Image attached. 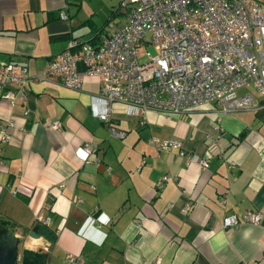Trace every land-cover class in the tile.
I'll return each mask as SVG.
<instances>
[{
    "label": "crops",
    "instance_id": "crops-1",
    "mask_svg": "<svg viewBox=\"0 0 264 264\" xmlns=\"http://www.w3.org/2000/svg\"><path fill=\"white\" fill-rule=\"evenodd\" d=\"M101 28L78 0H0V65H25L30 76L24 99L9 104L14 86L0 90V219L16 224L19 251L47 252V264H264V218L221 227L228 214L264 215V98L225 115L216 102L172 115L127 114L117 102L110 118L126 134L114 137L90 112L96 79L71 89L34 77L68 40ZM217 133L221 155L205 170L150 143L174 138L207 156Z\"/></svg>",
    "mask_w": 264,
    "mask_h": 264
},
{
    "label": "built area",
    "instance_id": "built-area-1",
    "mask_svg": "<svg viewBox=\"0 0 264 264\" xmlns=\"http://www.w3.org/2000/svg\"><path fill=\"white\" fill-rule=\"evenodd\" d=\"M118 9L124 13L122 24L107 23L94 42L68 40L34 76L54 79L71 89L80 88L85 78L96 79L99 93L91 96L90 112L108 123L114 137L126 134L110 118L117 102L132 115L149 109L181 114L216 102L225 115L252 108L254 95L264 98V0H120ZM148 47L153 48V54ZM29 81L25 65H0V90L14 86L7 95L9 104L17 97L25 98ZM242 88L248 90L239 94ZM45 126L53 130L62 127L59 120H48ZM7 138L1 130V140ZM219 138L217 133L207 156L186 152L174 138L152 137L150 143L158 151L176 150L187 165L197 163L205 170L211 157L221 155ZM82 149L90 152L87 145ZM234 165L231 161L227 164ZM168 178L164 175L156 186ZM189 210L190 206L184 209L186 213ZM263 218L260 211L228 214L221 227L258 225ZM36 220L42 224L50 221L39 215ZM67 258L72 260L69 255Z\"/></svg>",
    "mask_w": 264,
    "mask_h": 264
},
{
    "label": "water",
    "instance_id": "water-1",
    "mask_svg": "<svg viewBox=\"0 0 264 264\" xmlns=\"http://www.w3.org/2000/svg\"><path fill=\"white\" fill-rule=\"evenodd\" d=\"M33 228L29 235L38 237ZM22 233L26 229H21ZM20 236L16 233V224L0 219V264H47L48 253L41 250L23 248L19 251Z\"/></svg>",
    "mask_w": 264,
    "mask_h": 264
},
{
    "label": "rangeland",
    "instance_id": "rangeland-1",
    "mask_svg": "<svg viewBox=\"0 0 264 264\" xmlns=\"http://www.w3.org/2000/svg\"><path fill=\"white\" fill-rule=\"evenodd\" d=\"M82 5V12L85 16H90L97 26L101 28L102 25L108 20V23L114 25L122 24L124 20V13L118 9L120 0H78ZM88 27H85V30ZM94 31H89L93 33ZM148 50L153 54L152 47H148ZM142 56V52H139V57ZM19 249H21L19 244Z\"/></svg>",
    "mask_w": 264,
    "mask_h": 264
},
{
    "label": "trees",
    "instance_id": "trees-1",
    "mask_svg": "<svg viewBox=\"0 0 264 264\" xmlns=\"http://www.w3.org/2000/svg\"><path fill=\"white\" fill-rule=\"evenodd\" d=\"M107 23H108V20L104 23L103 27L99 29V31L88 41L94 42L98 38L99 34L103 31ZM37 227L36 229H38L39 232L45 233L47 236H49V233L43 227H41L40 225H38Z\"/></svg>",
    "mask_w": 264,
    "mask_h": 264
}]
</instances>
